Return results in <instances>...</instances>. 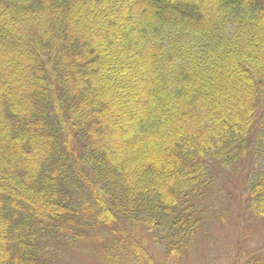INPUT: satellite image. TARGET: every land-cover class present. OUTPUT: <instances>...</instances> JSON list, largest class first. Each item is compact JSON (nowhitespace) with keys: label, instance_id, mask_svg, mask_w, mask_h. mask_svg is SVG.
<instances>
[{"label":"trees","instance_id":"16d2710c","mask_svg":"<svg viewBox=\"0 0 264 264\" xmlns=\"http://www.w3.org/2000/svg\"><path fill=\"white\" fill-rule=\"evenodd\" d=\"M238 169L264 219V0H0V264H182Z\"/></svg>","mask_w":264,"mask_h":264},{"label":"rangeland","instance_id":"374dc122","mask_svg":"<svg viewBox=\"0 0 264 264\" xmlns=\"http://www.w3.org/2000/svg\"><path fill=\"white\" fill-rule=\"evenodd\" d=\"M243 179L240 169L222 174L217 184L215 204L211 207L212 215L217 219L209 229L197 234L184 253L182 264H246L257 257L264 259V219H258L248 207L249 194ZM131 232L147 245L149 254L157 262H162L161 247L152 237L143 230ZM109 243L102 241L80 247L75 254L81 261L103 264L101 258Z\"/></svg>","mask_w":264,"mask_h":264}]
</instances>
